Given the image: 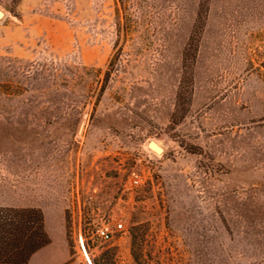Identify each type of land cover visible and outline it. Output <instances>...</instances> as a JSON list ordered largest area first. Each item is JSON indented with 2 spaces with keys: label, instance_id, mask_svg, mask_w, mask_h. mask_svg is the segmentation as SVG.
Here are the masks:
<instances>
[{
  "label": "rangeland",
  "instance_id": "374dc122",
  "mask_svg": "<svg viewBox=\"0 0 264 264\" xmlns=\"http://www.w3.org/2000/svg\"><path fill=\"white\" fill-rule=\"evenodd\" d=\"M0 9L11 243L16 209L38 208L53 237L38 264H65V249L72 264H264V0Z\"/></svg>",
  "mask_w": 264,
  "mask_h": 264
},
{
  "label": "trees",
  "instance_id": "16d2710c",
  "mask_svg": "<svg viewBox=\"0 0 264 264\" xmlns=\"http://www.w3.org/2000/svg\"><path fill=\"white\" fill-rule=\"evenodd\" d=\"M19 215L16 218V240L9 241V230L7 228L8 218L2 216L0 219V264H7L1 259L5 248L9 244L16 248L17 260L15 264H29L31 255L41 247L51 242L46 230L45 217L42 210L38 208L16 209Z\"/></svg>",
  "mask_w": 264,
  "mask_h": 264
},
{
  "label": "built area",
  "instance_id": "2783aa9c",
  "mask_svg": "<svg viewBox=\"0 0 264 264\" xmlns=\"http://www.w3.org/2000/svg\"><path fill=\"white\" fill-rule=\"evenodd\" d=\"M134 181L138 184L140 179L136 178ZM124 228V222L122 220L103 222L96 227V235L104 241H111L115 238L116 232L122 231Z\"/></svg>",
  "mask_w": 264,
  "mask_h": 264
},
{
  "label": "crops",
  "instance_id": "0c3cea01",
  "mask_svg": "<svg viewBox=\"0 0 264 264\" xmlns=\"http://www.w3.org/2000/svg\"><path fill=\"white\" fill-rule=\"evenodd\" d=\"M62 243L63 242H65V240H64V235H62ZM53 242V237L51 236V242L50 243H52ZM49 243V244H50ZM48 245V244H47ZM46 246V245H45ZM45 246H43V247H41L40 249H38L37 251H35L32 255H31V257H30V259H29V264H38L37 263V260H36V255L38 254V252H40ZM69 258H70V254L68 253V249L66 250L65 249V259H67V261L69 260ZM65 262V264H72L73 262H75L76 260H72V261H70V262Z\"/></svg>",
  "mask_w": 264,
  "mask_h": 264
},
{
  "label": "bare ground",
  "instance_id": "6f19581e",
  "mask_svg": "<svg viewBox=\"0 0 264 264\" xmlns=\"http://www.w3.org/2000/svg\"><path fill=\"white\" fill-rule=\"evenodd\" d=\"M2 11H1V9H0V16L2 15ZM148 146H149V148L151 149V150H154L155 152H157V153H160L161 152V149H162V145L159 143V142H156V141H149V143H148Z\"/></svg>",
  "mask_w": 264,
  "mask_h": 264
}]
</instances>
